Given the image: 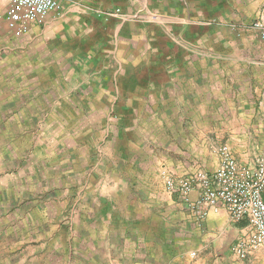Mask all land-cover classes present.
Here are the masks:
<instances>
[{"label": "rangeland", "instance_id": "rangeland-1", "mask_svg": "<svg viewBox=\"0 0 264 264\" xmlns=\"http://www.w3.org/2000/svg\"><path fill=\"white\" fill-rule=\"evenodd\" d=\"M235 3L236 14L220 13L229 22L204 18L203 89H217L219 102L216 110L210 104L200 134L190 119L166 133L155 123L173 119L170 110L157 111L154 122L156 111L121 110L103 89H46L35 79L32 56L50 53L51 40L36 47L42 38L33 34L25 59L24 38L0 26L1 246L42 236L44 259L37 264H111L116 248L143 250L181 238L187 211L166 194L164 173H211L223 146L241 165L264 162V105L249 91L264 89V38L252 29L264 7L257 13L247 0ZM5 7L0 0V12ZM115 230L124 235L121 244Z\"/></svg>", "mask_w": 264, "mask_h": 264}, {"label": "crops", "instance_id": "crops-1", "mask_svg": "<svg viewBox=\"0 0 264 264\" xmlns=\"http://www.w3.org/2000/svg\"><path fill=\"white\" fill-rule=\"evenodd\" d=\"M59 1L60 16L52 14L43 27L29 25L28 32L20 38L8 29L5 18L0 22L14 38H24L20 47L26 54L25 59L27 51L33 48V34L42 38L37 40L36 47L41 42L46 47V40H51L50 53L32 56L35 79L48 81L47 85L44 83L46 89L112 92L116 96L114 103L121 110L156 111L152 115L154 122L159 120L157 111L168 109L173 119L166 118L164 124L155 123V126H162L167 133L170 125H189L190 119L195 132L202 133L197 127H202L210 104L211 109L216 110L219 102L214 95L217 89H203L204 18L211 15L212 19L217 17L229 22L230 18L225 19L220 13L236 14L235 0ZM4 2L5 10L0 12L3 17L7 8L6 0ZM259 2L247 0L257 13L264 7L259 8ZM115 6H120L121 11L112 16ZM28 77L25 72V83ZM249 91L259 94L264 105V89ZM205 94L210 101L205 100ZM163 95L167 96L166 100ZM216 120L219 121L218 114ZM214 159L215 170L220 161L218 153ZM166 194L187 211L179 220L176 235L181 238L170 245L166 239L161 245L147 243L143 250L116 248L118 252L114 257L109 252L111 264H264V248L245 260L231 251L246 229L248 232L246 221H232L224 208L219 212L211 211L199 220L179 195ZM190 198L197 199L198 192L193 191ZM11 220L4 218L7 222ZM111 235L119 237L117 241L122 243L123 234L115 230ZM42 239L40 236L34 243L25 237H20L19 241H4L0 245V264L41 263L44 259Z\"/></svg>", "mask_w": 264, "mask_h": 264}, {"label": "built area", "instance_id": "built-area-1", "mask_svg": "<svg viewBox=\"0 0 264 264\" xmlns=\"http://www.w3.org/2000/svg\"><path fill=\"white\" fill-rule=\"evenodd\" d=\"M5 18L8 29L17 38L28 32L29 25L46 26L50 16H60L59 0H6ZM120 14L116 10L113 15ZM254 29L264 38V13L253 23ZM219 165L208 173L198 171L190 177L174 178L163 174L165 187L170 194H177L194 215L202 220L224 208L234 222L246 221L248 232L231 249L239 259L245 260L252 252L264 246V162L255 167L241 165L232 151L223 146L218 150ZM198 192V198L190 195Z\"/></svg>", "mask_w": 264, "mask_h": 264}]
</instances>
